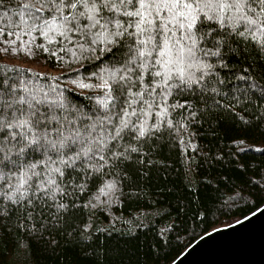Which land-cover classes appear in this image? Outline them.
Listing matches in <instances>:
<instances>
[{"label": "snow or ice", "instance_id": "snow-or-ice-1", "mask_svg": "<svg viewBox=\"0 0 264 264\" xmlns=\"http://www.w3.org/2000/svg\"><path fill=\"white\" fill-rule=\"evenodd\" d=\"M253 98L264 102V0H0V218L20 212L39 232L70 209L111 214L158 134L211 120L227 131ZM244 124L264 137V103ZM253 186L264 196V169Z\"/></svg>", "mask_w": 264, "mask_h": 264}, {"label": "trees", "instance_id": "trees-1", "mask_svg": "<svg viewBox=\"0 0 264 264\" xmlns=\"http://www.w3.org/2000/svg\"><path fill=\"white\" fill-rule=\"evenodd\" d=\"M262 103L253 98L226 114L227 131L211 120L193 123L179 138L168 130L158 134L150 141L151 151L144 150V163L128 169L135 195L114 206L111 214L90 217L87 209H70L55 229L39 232L20 212L0 218V264L172 263L201 236L264 205V196L253 186L264 169V155L256 151L264 147V137L244 124ZM234 139L245 143L233 144ZM238 147L246 151L237 157L231 153ZM219 155L224 159L214 158ZM90 220L91 238L80 237L78 229ZM173 222L176 228L164 243L158 230Z\"/></svg>", "mask_w": 264, "mask_h": 264}, {"label": "water", "instance_id": "water-1", "mask_svg": "<svg viewBox=\"0 0 264 264\" xmlns=\"http://www.w3.org/2000/svg\"><path fill=\"white\" fill-rule=\"evenodd\" d=\"M170 264H264V205L201 236Z\"/></svg>", "mask_w": 264, "mask_h": 264}, {"label": "rangeland", "instance_id": "rangeland-1", "mask_svg": "<svg viewBox=\"0 0 264 264\" xmlns=\"http://www.w3.org/2000/svg\"><path fill=\"white\" fill-rule=\"evenodd\" d=\"M17 62L21 63L22 65H25V61L17 60ZM31 67L35 68V69H38V70H41L42 66L40 64H33V65H31ZM45 70L48 71V72H55V70L51 69V68H46Z\"/></svg>", "mask_w": 264, "mask_h": 264}]
</instances>
